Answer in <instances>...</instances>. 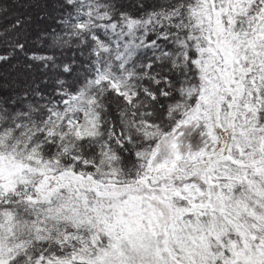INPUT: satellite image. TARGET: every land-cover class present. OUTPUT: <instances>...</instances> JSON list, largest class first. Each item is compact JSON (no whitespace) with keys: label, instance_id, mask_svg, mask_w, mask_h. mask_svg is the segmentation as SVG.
Returning <instances> with one entry per match:
<instances>
[{"label":"snow or ice","instance_id":"1","mask_svg":"<svg viewBox=\"0 0 264 264\" xmlns=\"http://www.w3.org/2000/svg\"><path fill=\"white\" fill-rule=\"evenodd\" d=\"M0 264H264V0H0Z\"/></svg>","mask_w":264,"mask_h":264}]
</instances>
